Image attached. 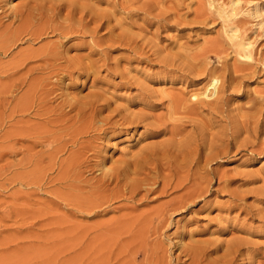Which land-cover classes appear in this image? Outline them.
Masks as SVG:
<instances>
[{
    "label": "rangeland",
    "instance_id": "obj_1",
    "mask_svg": "<svg viewBox=\"0 0 264 264\" xmlns=\"http://www.w3.org/2000/svg\"><path fill=\"white\" fill-rule=\"evenodd\" d=\"M22 1L12 0L10 5H21ZM79 2L93 9H77L69 19L68 9H61L54 20L61 31L70 26L69 31L65 29L68 33L54 32L47 26V32L42 30L41 36L22 34V40L6 54L0 51V264H93L99 257L108 259L107 264H179L181 261L174 258L179 252L183 260L180 264H188L189 249L199 253L202 264H264V12L255 18L251 16L257 7L264 8V0ZM233 3L238 4L237 10L230 14L232 20L230 17L224 21L216 9H231ZM11 11L6 9L5 23L13 19ZM17 23L15 20L14 26ZM228 25L252 44V61L243 67L235 65L237 72L232 67L235 54L220 41L221 29ZM50 45L63 53L64 58L57 61L61 65L67 64L65 59H71L91 68L74 67L70 74L60 69L53 74L33 72L34 76L42 75L49 81L53 76L58 78L56 95L47 106L53 108L62 100H84L98 94L106 100L100 116L112 114L113 120L119 119V113L143 112L158 122L155 117L167 114L165 92L193 91L207 82L198 71L188 72L187 66L203 61L213 67L225 61L226 71L234 73V80L225 84L222 101L215 108L204 107L186 124L187 133L195 130L193 125L205 126L207 132L198 163L189 166L191 179L178 186L172 184L163 193L158 189L142 190L133 198L111 202L99 215L74 210L57 200L49 193L54 183L46 184L48 179L42 185H25L29 165H9L22 154H9L7 149L6 137L15 119L7 117L6 107L9 109L25 91L27 84L20 79L27 66L44 65L43 61L38 62L39 54ZM25 52L29 56L26 65L8 69L16 61L11 60L24 56ZM229 67L233 69L230 71ZM8 87L12 92L7 91ZM6 100H11L12 105ZM36 108L20 118L42 123L46 115L33 114ZM108 126L102 134L91 131L81 138L91 140L105 168L139 153L150 141L169 136L168 133L165 137L145 139L140 135L142 126ZM92 156L91 164L97 160ZM95 169L85 175L97 174ZM52 171H47L48 177L56 175L57 170ZM193 184L198 186L197 195L185 206L171 209L170 221L160 224L159 231L156 211L183 197Z\"/></svg>",
    "mask_w": 264,
    "mask_h": 264
},
{
    "label": "bare ground",
    "instance_id": "obj_2",
    "mask_svg": "<svg viewBox=\"0 0 264 264\" xmlns=\"http://www.w3.org/2000/svg\"><path fill=\"white\" fill-rule=\"evenodd\" d=\"M11 2L12 0H0V51L2 50L5 54L10 50L12 45H15V43L21 39L22 34L27 33L29 37L33 35H37V37H39L41 36L40 34L42 30L47 32L46 29H48V27H50L54 32L60 30L58 28L59 24H54V20L56 19L57 14L61 12V9H68V19L72 18L77 9H93L87 7L84 3H80L79 0H67V2H64L63 0H23L21 5L17 4L14 6L13 4L10 5ZM77 6H80L81 8H77ZM237 7L238 4L233 3L231 9H223L220 7L216 10L217 13L219 12L223 16V20L225 21L230 20V14L234 13L235 10H237ZM6 9H11L13 16L12 20L8 16L10 21L7 23H5L7 20L5 22L3 20V18L8 15V13H5ZM263 12L264 8L258 9L257 7L254 12H251V16L255 18L263 15ZM63 17L64 16H62V19ZM15 20H18V23L14 26ZM73 20L74 19H72L71 22ZM82 20L80 21V24ZM35 23L36 25L34 28L33 26ZM260 24L262 25L261 22ZM66 25L67 24H65L64 27H66ZM74 26L71 28L73 29ZM68 27L66 28L69 31ZM76 29L77 28H75V30ZM223 29L224 27L221 29L224 34L221 32L220 41L226 44L228 48L232 50L233 54H235L234 56L232 55V67L234 66L235 71L237 72L235 65L243 67V65L245 66L248 64V61H252V44L247 37L239 31L237 32L233 26L228 25V27L224 30ZM63 31L60 33H65ZM65 31L68 33L67 30ZM89 32L91 33V31ZM45 49L46 50L43 49L44 51L42 52L40 51L41 53L39 54V59L41 61H38H43L44 65L31 67L27 66V72L25 74L22 73L23 76L20 79V82L27 84L25 85V91L19 95L17 100L14 99V101H16L13 105L11 104V100H6L9 106L12 105L9 109L6 107L8 112L7 117L15 119V121L11 124L12 130L6 137L9 141L7 149L9 154L17 152L22 154V157L18 161L16 160V162L10 163L9 165H24V167L25 165H29L30 169L27 170L28 173L25 174L26 172H24L26 175L24 177L25 185H39L42 181L48 179L46 184H48V182L54 183V188L51 187L52 189L49 190V193H52L57 200L72 206L74 210H87L89 214L99 215L105 212V207L111 202L114 203L116 201H120L121 199L126 200V198H133L135 194L142 190L150 192L158 189L160 190L159 192L163 193L166 191L168 186H171L172 184H174L173 186H178L193 175L190 170L192 168H189V166L198 163L200 150L205 145V141L207 139V132L205 131V126L197 127L193 125V129L195 130L187 133L185 130L186 124L191 122L192 116H194V114H198L204 107L215 108L222 101L221 94L224 92L225 84L234 80V73L228 74L226 71L227 66L224 63L225 61H220L218 66L213 67H208V65L203 61L198 64L187 66L188 72L193 73L196 71L197 73L198 71L199 75H204L207 82L200 88L193 91L189 90L188 92H183L181 90L170 89L165 92V96L168 97L167 104L164 102V104L167 105V107L165 106L167 114L164 115V117H155L158 122L156 120H151V118L143 112L119 113V119L113 120L114 118L112 117V114L104 117L100 116V114L102 115V109L106 107V100L101 98L98 94L87 96L84 100H62L54 107L51 106L53 108L47 106L49 100L56 95L58 89L56 81L58 78L53 76L51 77L53 80L49 81L50 79L48 77H41L42 75L34 76L35 73L33 74V72L39 71L53 74L55 70L60 69L70 74L71 69L74 67L81 69L88 68L89 70L91 65L80 63L81 61L77 62V59L75 60V63L74 60L65 59L67 64L61 65L58 63V60L64 58L63 53L54 49V46L52 47V45ZM222 51L221 54L224 53V51ZM36 53L37 52H35V55ZM25 54H27V52L23 54L24 56L19 55V58L15 59V57L14 60H11L12 62L16 61L13 62L12 64L14 65L10 66L8 69L12 67L15 69L18 66H22L24 64L26 65V60L29 56H27L28 54L25 56ZM232 67H229L230 71L233 69ZM180 80L184 81V78L180 77ZM7 91L12 92L11 87H8ZM35 107L37 108L36 110L34 109L35 111L33 114L46 115V118H44L42 123H32L29 119L25 120L20 118L21 116L27 115L28 112ZM65 108L67 109L65 110ZM69 111H71L70 113L73 115H70ZM72 111H75V113ZM17 115H19L18 119L15 118ZM17 123H20V125H17ZM112 124L118 126L127 125V127L136 126V128L142 126L143 131L140 132V135L145 139H153V137H159V135H164L165 137L168 133L169 136L167 138H161L159 141H150L149 144L144 145L143 149L138 150L139 153L133 154L127 159L113 162L111 167L105 168L103 163L101 164L98 158L99 150L96 152V149L92 146L90 139L81 138L86 133L91 131L93 133L98 132L96 135H99L100 133L102 134L105 130L109 129L108 125ZM113 127L114 126L110 128ZM96 135L94 136L96 137ZM3 137L5 136L3 135ZM16 143H20L22 146L20 148H15L14 145ZM208 148H212L211 143ZM3 151L6 152L4 149ZM5 152H2L3 156ZM64 153H66V155L61 158V155ZM91 154H93L92 159H97L93 161L94 163L92 164L90 161ZM94 168H96L95 170L98 173L87 177L85 172L90 173V171ZM52 170H57L56 175L48 177L47 171ZM27 176L29 177L30 182L27 181ZM190 188L191 189L188 190L183 197H179L173 203L169 204L168 202L167 204H164L161 209L156 211L155 215L157 222H155L157 224L159 223L157 225L158 227L160 224L163 226L170 221L171 214H169V211L171 209H176L180 205L185 206L189 200H192L195 195H197L199 192L198 186L193 184ZM161 228V226L158 228L159 231ZM171 242H173V244L175 243L174 240ZM180 254L182 253H177L174 258L176 261H181L183 263ZM187 254L188 256H191V261L188 262V264H202L199 261L200 255L196 250L189 249ZM183 256L186 257V254H183ZM99 258L96 259L93 264H96L97 260L99 261V264H103V261L107 264L108 259L105 261V259L102 260V258ZM103 258H105V256ZM92 259L94 260V258ZM101 261L102 263H100ZM90 264H92V262H90Z\"/></svg>",
    "mask_w": 264,
    "mask_h": 264
}]
</instances>
